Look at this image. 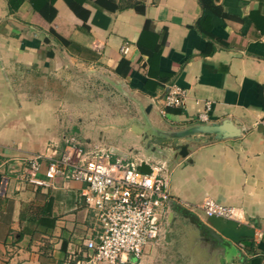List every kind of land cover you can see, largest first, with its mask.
<instances>
[{"label":"crops","instance_id":"crops-1","mask_svg":"<svg viewBox=\"0 0 264 264\" xmlns=\"http://www.w3.org/2000/svg\"><path fill=\"white\" fill-rule=\"evenodd\" d=\"M123 58L130 68L119 73ZM81 68L86 136L69 127L57 96L26 93L31 72ZM108 74L125 104L107 98ZM173 83L185 90L180 107L163 103ZM225 123L239 133L224 136ZM72 139L106 149L119 140L116 152L162 168L173 197L142 258L115 264H262L264 0H0V264H77L91 254L86 242L100 226L85 184L34 186L15 173L50 142ZM206 197L234 206L236 219L206 216Z\"/></svg>","mask_w":264,"mask_h":264},{"label":"built area","instance_id":"built-area-1","mask_svg":"<svg viewBox=\"0 0 264 264\" xmlns=\"http://www.w3.org/2000/svg\"><path fill=\"white\" fill-rule=\"evenodd\" d=\"M126 50L124 47L123 51ZM184 99L185 90L173 83L168 86L163 103L167 107H180ZM200 117L208 118L206 113ZM141 162L113 158L104 147H86L72 139L64 146L50 142L44 151L24 159L15 173L21 183L34 186L55 187L59 179L83 182V194L96 212L100 231L86 242L91 254L77 264H115L130 257L142 258L146 245L161 235L162 209L173 202L162 168L151 165L152 171L146 173L139 169ZM7 180L8 177L2 176L1 195L5 194ZM199 207L208 217L236 219L234 206L211 197H206ZM256 236L264 239V231Z\"/></svg>","mask_w":264,"mask_h":264},{"label":"rangeland","instance_id":"rangeland-1","mask_svg":"<svg viewBox=\"0 0 264 264\" xmlns=\"http://www.w3.org/2000/svg\"><path fill=\"white\" fill-rule=\"evenodd\" d=\"M28 76L29 78L26 80V87L28 90L26 93H28V95L32 94L33 97H43L45 95L57 96L64 103V106L60 107V112L67 117V124H69V127L77 126L78 132L86 136V68L76 70V74L72 73L71 76L64 71L60 74L51 76L36 75L31 72V75L29 74ZM107 82V98L115 99L121 97L123 100L122 104H125L124 100L126 101L128 97L125 96L124 92L115 90L112 85L113 81L109 79V74ZM92 94L94 98H99L98 90H95ZM123 110L126 111L125 109ZM122 114L125 115L126 113L122 112ZM117 141L119 140L107 141V150L111 152L112 157H122L126 159L131 157L128 154L119 153L112 149V146L118 144ZM101 142H103V140Z\"/></svg>","mask_w":264,"mask_h":264},{"label":"water","instance_id":"water-1","mask_svg":"<svg viewBox=\"0 0 264 264\" xmlns=\"http://www.w3.org/2000/svg\"><path fill=\"white\" fill-rule=\"evenodd\" d=\"M204 131L213 130L212 127H206L202 128ZM217 129L224 135V136H230V135H236L239 133V128L235 126L234 124L225 123L223 126L217 127ZM139 169L143 172L149 173L152 171L151 164H149L146 161H142L139 165Z\"/></svg>","mask_w":264,"mask_h":264},{"label":"trees","instance_id":"trees-1","mask_svg":"<svg viewBox=\"0 0 264 264\" xmlns=\"http://www.w3.org/2000/svg\"><path fill=\"white\" fill-rule=\"evenodd\" d=\"M13 1H16V2H17V0H12V2H13ZM20 1H22V0H18V3H19ZM202 2L205 4V3H206V0H202ZM53 33H54V35L57 37V39H58L60 42H62V43H63L64 45H66L67 47H70L71 50L76 51V50L78 49V48H77L78 46H77L76 43L64 39L63 37H61L60 35H58L55 31H53ZM124 65H127V71H128L129 68H130V67H129V61H128L127 59H125V58H123V59L121 60L119 66H118L117 69H116V71H118L119 73H121V72H122V71H121V70H122V67H123ZM0 181H1V177H0ZM53 224H54V219L51 220V225H53Z\"/></svg>","mask_w":264,"mask_h":264}]
</instances>
